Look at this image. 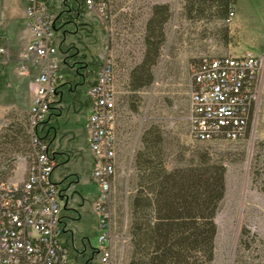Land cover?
<instances>
[{
  "label": "rangeland",
  "instance_id": "obj_1",
  "mask_svg": "<svg viewBox=\"0 0 264 264\" xmlns=\"http://www.w3.org/2000/svg\"><path fill=\"white\" fill-rule=\"evenodd\" d=\"M158 3H168L171 15L165 24L154 81L141 91H132L131 72L143 60L147 24ZM23 4L24 0H0V26L7 24L10 13L18 15L9 24V40L0 36V46L10 50L4 61L11 59L12 67L19 66L15 59L26 38ZM230 8L236 13L226 20L219 17L218 8L198 15L190 10L189 0H110L108 22L101 21L94 12H84L79 27L68 23L66 36L63 29L59 32L63 47L74 46L79 52L78 59L88 62V67L98 62L107 43L114 51L119 118L112 210L117 237L114 251L121 264H129L133 248L129 236V195L135 157L144 131L153 125L162 131L169 168L189 164L200 154H210L226 165V193L215 217L218 227L215 254L205 264H264V93L261 109L241 139L196 141L190 136L186 117L193 70L204 58L245 52L264 56V0H233ZM67 55L65 52L64 57ZM6 66V63L0 66V107L5 109L4 120L0 117V123L4 122L0 133L9 124L27 130L32 103L28 81L40 68L21 75L15 67L8 76ZM88 85L83 75L66 73L63 63L59 86L62 97L56 98L52 115L43 126L54 131V148L68 155L65 163L57 165L54 178L64 189L63 215L66 237L71 239L74 250L72 264H101V230L93 209L97 187L91 177L92 156L85 126ZM132 104L138 105L139 110H132ZM27 153L28 150L0 153V171L16 166L20 157L29 160ZM12 173L11 177L15 170ZM76 175L80 180L72 183Z\"/></svg>",
  "mask_w": 264,
  "mask_h": 264
},
{
  "label": "built area",
  "instance_id": "obj_2",
  "mask_svg": "<svg viewBox=\"0 0 264 264\" xmlns=\"http://www.w3.org/2000/svg\"><path fill=\"white\" fill-rule=\"evenodd\" d=\"M86 12L108 22L110 0H82ZM64 0H27L31 39L19 62L21 74L33 68L32 106L26 129L31 137L26 178L0 181V264H72L74 250L66 237L64 189L54 178L57 149L40 135L51 107L60 95L64 52L58 27ZM231 8L228 20L235 16ZM107 43L98 57L95 78L86 90L87 144L92 156V180L97 193L93 209L101 230V264H121L114 251L112 198L117 168L116 59ZM8 49L0 46V66ZM264 93V56L253 52L204 58L193 70L187 121L199 142L246 136L251 112L258 114Z\"/></svg>",
  "mask_w": 264,
  "mask_h": 264
},
{
  "label": "trees",
  "instance_id": "obj_3",
  "mask_svg": "<svg viewBox=\"0 0 264 264\" xmlns=\"http://www.w3.org/2000/svg\"><path fill=\"white\" fill-rule=\"evenodd\" d=\"M233 0H189L190 10L202 15L214 8L220 9L219 17L228 20ZM86 12L82 0H64L59 11L58 27L66 36V24L79 27L82 14ZM171 15L168 3H158L147 24L146 51L143 60L131 72V90L141 91L154 81V67L161 55L165 39V24ZM200 17V16H198ZM61 44L68 52L64 59L65 72L74 71L84 76L90 84L96 64L78 59V50ZM62 93V91H61ZM54 105L51 107L52 110ZM132 110L139 106L132 104ZM256 115L251 112L246 134ZM48 118V119H49ZM47 120L45 121V123ZM52 129L40 132L53 143ZM164 137L156 126L147 128L141 138V147L135 157V174L129 195V236L132 254L129 264H205L214 258L215 238L218 227L215 221L220 203L226 193V165L213 159L210 154H200L193 162L169 168L165 159ZM28 146V148L26 147ZM31 137L27 130L7 125L0 133V153L32 152ZM58 164L68 159L64 152H57ZM12 169V170H11ZM10 170L0 171V181L12 178ZM12 171V172H11ZM76 175L72 183L78 182ZM264 191V186L262 187Z\"/></svg>",
  "mask_w": 264,
  "mask_h": 264
},
{
  "label": "crops",
  "instance_id": "obj_4",
  "mask_svg": "<svg viewBox=\"0 0 264 264\" xmlns=\"http://www.w3.org/2000/svg\"><path fill=\"white\" fill-rule=\"evenodd\" d=\"M26 3H27V0H24V4H23V10H22V14L23 16L26 18ZM9 16V21L7 22V24L5 23L4 25L0 26V36L2 38V40L4 38H8L9 40V35H10V25L13 21V19H15L16 16H18L17 14H11L8 15ZM7 17V16H6ZM27 20V19H26ZM25 31H26V38H25V43L24 45L22 46V49H21V52L19 53L17 59V62L19 63L18 65L20 66V62H19V58L22 54V52L25 50V48L27 47V44L29 43L30 39H31V31H30V28L28 26V23H27V27H25ZM7 48V47H6ZM8 49V57L10 56V50L9 48ZM6 63V69L7 70V74L9 76V74L11 73V70L14 69L15 67H12V61L11 59H7V61L5 60L4 64ZM19 66L16 67L18 72L21 74L20 70H19ZM23 75V74H21ZM33 80V77L28 81V91L29 93H31L32 95V102H33V99H34V91L31 87V81ZM59 97H62V93H60ZM31 106H32V103H31ZM30 106V108H31ZM29 108V110H30ZM4 107L1 106L0 107V117L4 120ZM4 125V122L0 123V130L2 128V126ZM86 126V125H85ZM27 169H28V159L26 157H20L18 160H17V164H16V169H15V174L14 176L12 177L14 180H17V181H23L25 178H26V175H27ZM80 180V179H79ZM78 180V181H79ZM97 193V191H96ZM66 206V205H65ZM66 209V208H64Z\"/></svg>",
  "mask_w": 264,
  "mask_h": 264
},
{
  "label": "flooded vegetation",
  "instance_id": "obj_5",
  "mask_svg": "<svg viewBox=\"0 0 264 264\" xmlns=\"http://www.w3.org/2000/svg\"><path fill=\"white\" fill-rule=\"evenodd\" d=\"M64 208H66V206H64Z\"/></svg>",
  "mask_w": 264,
  "mask_h": 264
}]
</instances>
